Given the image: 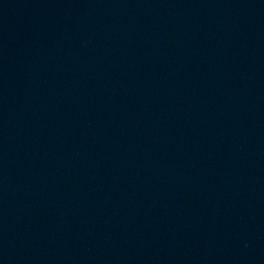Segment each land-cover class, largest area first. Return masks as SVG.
<instances>
[{"label": "water", "instance_id": "95a60500", "mask_svg": "<svg viewBox=\"0 0 264 264\" xmlns=\"http://www.w3.org/2000/svg\"><path fill=\"white\" fill-rule=\"evenodd\" d=\"M0 264H264V0H0Z\"/></svg>", "mask_w": 264, "mask_h": 264}]
</instances>
